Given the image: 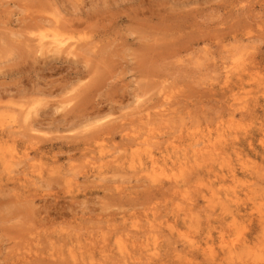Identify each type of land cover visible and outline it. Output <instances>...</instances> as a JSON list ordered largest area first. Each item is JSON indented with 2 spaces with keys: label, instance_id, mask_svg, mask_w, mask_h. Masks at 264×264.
<instances>
[{
  "label": "rangeland",
  "instance_id": "1",
  "mask_svg": "<svg viewBox=\"0 0 264 264\" xmlns=\"http://www.w3.org/2000/svg\"><path fill=\"white\" fill-rule=\"evenodd\" d=\"M79 1L0 0V264H264V0Z\"/></svg>",
  "mask_w": 264,
  "mask_h": 264
},
{
  "label": "bare ground",
  "instance_id": "2",
  "mask_svg": "<svg viewBox=\"0 0 264 264\" xmlns=\"http://www.w3.org/2000/svg\"><path fill=\"white\" fill-rule=\"evenodd\" d=\"M62 1H64V0H62ZM74 1H75V0H74ZM81 1H82V0H80L79 2H81ZM47 2H48V1H47ZM58 2H59V1H58ZM69 2H70V1H69ZM69 2H68V3H69ZM41 3H42V2H41ZM59 3H60V2H59ZM59 3H58V5H59ZM62 3L64 4V2H62ZM62 3H60V4L62 5L61 7H63V4H62ZM68 3H67V4H68ZM72 3H73V2H72ZM72 3H71L70 5H72ZM82 3H83V2H82ZM99 3H100V2H99ZM42 4H43V3H42ZM76 4H77V3H76ZM76 4H75V5H76ZM78 4H80V3H78ZM46 5H47V4H46ZM73 5H74V4H73ZM80 5H81V4H80ZM89 5H90V4H89ZM89 5H88V6H89ZM90 6H91V5H90ZM38 7H39V6H38ZM38 7H37V8H38ZM67 7H68V6H67ZM70 7H71V6H70ZM73 7H74V6H73ZM73 7H71V10H72ZM94 7H95V6H94ZM45 8H46V6H45ZM47 8H48V6H47ZM64 8L66 9V7H64ZM68 8H69V7H68ZM38 9H39V8H38ZM75 9H76V8H75ZM82 9H83V8H82ZM96 9H97V8H96ZM41 10H43V9L41 8ZM51 10H53V9H51ZM71 10H70V11H71ZM91 10H92V8H91ZM97 10H98V9H97ZM39 11H40V10H39ZM39 11H38V12H39ZM76 11H78V10H76ZM76 11H75V13H76ZM92 11H93V10H92ZM47 12H48V11H47ZM52 12H54V11H52ZM60 12H61V11H60ZM67 12H68V10H67ZM80 12H81V11H80ZM41 13H42V12H41ZM55 13H56V12H55ZM68 13H69V12H68ZM88 13H89V12H88ZM88 13H87V14H88ZM139 13H140V12H139ZM141 13H142V12H141ZM35 14H36V13H35ZM43 14H45L44 10H43ZM59 14H60V13H59ZM65 14H66V13H65ZM71 14H72V13H71ZM91 14H92V13H91ZM53 15H54V14H53ZM57 15H58V14H57ZM75 15H76V14H75ZM75 15H74V16H75ZM66 16H67V15H66ZM74 16H73V18H74ZM81 16H82V15H81ZM87 16H89V15H87ZM93 16H94V15H93ZM50 17H51V16H50ZM58 17H59V16H58ZM71 17H72V16H71ZM71 17H70V18H71ZM83 17H84V16H83ZM70 18H69V19H70ZM81 18H82V17H81ZM87 18H89V17H87ZM117 18H119V17H117ZM117 18H115V19H117ZM28 19H30V18L28 17ZM38 19H39V20H38L39 23H41V19L43 20L44 18L39 17ZM46 19H47V18H46ZM50 19H51V18H50ZM52 19H53V18H52ZM55 19H56V18H55ZM55 19H53V20H55ZM56 20H57V19H56ZM66 20H67V19H66ZM86 20H87V19H86ZM90 20H91V19H90ZM90 20H89V21H90ZM93 20H94V19H93ZM120 20H121V18H120ZM31 21H32V20H31ZM43 21H46V20L44 19ZM57 21H59V20H57ZM57 21H55V22H57ZM67 21H68V20H67ZM72 21H73V20H72ZM83 21H84V18H83ZM50 22H51V21H50ZM84 22H85V21H84ZM104 22H105V21H104ZM20 23H21V22H20ZM28 23L30 24V22H28ZM71 23H72V22H71ZM76 23H77V22H76ZM82 23H83V22H82ZM32 24H33V23H32ZM41 24H42V23H41ZM43 24H44V23H43ZM53 24H54V23H53ZM57 24H58V23H57ZM57 24H56V25H57ZM64 24H65V23H64ZM66 24H67V23H66ZM88 24H89V23H88ZM34 25H36V24H33V26H34ZM44 26H45V25H43V27H44ZM47 26H48V25H47ZM51 26H52V25H51ZM51 26H50V27H51ZM61 26H62V27H61ZM61 26H60V28L62 29V28H63V25H61ZM103 26H104V24H103ZM31 27H32V26H31ZM31 27H30V29H31ZM41 27H42V25H41ZM54 27H55V25L53 26V29H54ZM65 27H66V26H65ZM65 27H64V28H65ZM67 27H70L69 30H67V31L70 33V35L76 32V31H74V29L76 30L77 28H75L74 26H70V25H69V26H67ZM21 28H22V27H21ZM34 28H35V27H34ZM56 28H57V27H56ZM60 28H59V29H60ZM30 29H29V30H30ZM37 29H38V28H37ZM43 29H44V28H43ZM43 29H42V30H43ZM48 29H49V27H48ZM53 29H50V30H53ZM57 29H58V28H57ZM59 29L56 30V31H54V34H53L51 40L48 41V42H49L48 44H51L52 47L54 46V48H55L56 50H57V48H58V49L60 50V52H61L62 54H64V55H65V53H66V54H71V50H70V52H67V50L69 49V47H73V46H72V45H68L67 48L64 49L63 46L65 45V42H67V41H65V40H60V39L57 38V37H61V34H60V30H59ZM29 30H28V31H29ZM31 30H32V29H31ZM34 30H36V29H34ZM34 30H32V31H34ZM40 30H41V28L38 29V32H39ZM25 31H26V29H25ZM36 31H37V30H36ZM47 31H48V30H47ZM67 31H66V33H68ZM85 31H86V30H85ZM160 31H161V30H160ZM163 31H164V30H163ZM61 32H62V31H61ZM80 32H81V31H80ZM161 32H162V31H161ZM170 32H172V31H170ZM25 33H26V32H25ZM36 33H37V32H35V34H36ZM40 33H42V32H40ZM164 33H167V32L165 31ZM11 34H12V32H11ZM62 34H63V33H62ZM64 34H65V33H64ZM156 34L158 35V32H156ZM159 34H160V33H159ZM20 35H21V34H20ZM38 35H39V34H38ZM44 35L46 36V34H44ZM68 35H69V34H68ZM75 35H76V34H75ZM100 35H101V34H100ZM39 36H40V35H39ZM45 36H42V37H45ZM71 36H72V35H71ZM153 36H154V34H153ZM155 36H156V35H155ZM35 37H36V36H35ZM47 37H48V36H47ZM63 37H64V36H63ZM63 37H62V38H63ZM65 37H66V36H65ZM99 37H100V36H99ZM20 38H21V36H20ZM45 38H46V37H45ZM62 38H61V39H62ZM159 38H160V37H159ZM39 39H40V37H39ZM42 39H44V38H42ZM36 40H37V39H36ZM155 40H157V39H155ZM164 40H165V39H164ZM25 41H26V40H25ZM41 41H42V40H41ZM45 41H47V40H45ZM38 42H39V41H38ZM73 42H74V41H73ZM25 43H26V42H25ZM33 43H34V41H33ZM43 43H44V42H43ZM46 43H47V42H46ZM94 43H95V42H94ZM156 43L158 44V42H156ZM20 44H21V43H20ZM39 44H40V43H39ZM68 44H69V43H68ZM75 44H76V43H75ZM86 44H88V43H86ZM89 44H90V43H89ZM24 45H25V44H24ZM24 45H23V47H24ZM34 45H35V43H34ZM37 45H38V43H37ZM45 45H46V44H45ZM18 46H19V45H18ZM38 46H39V45H38ZM40 46H41V47L44 46V45H42V42H41V45H40ZM65 46H66V45H65ZM85 46H86V45H85ZM96 46H97V45H96ZM108 46H109V44H108ZM28 47H29V45H28ZM30 47H31V45H30ZM77 47H78V46H77ZM79 47H80V46H79ZM159 47H160V46H159ZM163 47H164V46H163ZM34 48H35V47H34ZM34 48H33V49H34ZM37 48H38V47H37ZM73 48H74V47H73ZM82 48H84V47H82ZM86 48H88V46H87ZM92 48H93V47H92ZM18 49H19V48H18ZM26 49H27V47H26ZM28 49H29V48H28ZM48 49H49V48H48ZM48 49H47V50H48ZM78 49H79V48H78ZM89 49H91V47H90ZM102 49H103V48H102ZM36 50H38V49H36ZM47 50H46V51H47ZM49 50L51 51V49H49ZM49 50L47 51L48 53H49ZM76 50H77V49H76ZM81 50H82V49H81ZM93 50H94V49H93ZM95 50H96V49H95ZM106 50H107V49H106ZM144 50H145V48H144ZM20 51H21V50H20ZM73 51H74V50H73ZM88 51H91V50H88ZM97 51H98V50H97ZM29 52H30V51H29ZM29 52H27V53H29ZM35 52H37V51H35ZM40 52H41V51H40ZM42 52H43V50H42ZM52 52H54V51H52ZM77 52H78V50H77ZM93 52H95V51H93ZM103 52H104V51H103ZM55 53H56V52H55ZM107 53H108V52H107ZM20 54H21V53H20ZM41 54H42V53H41ZM83 54H84V52H83ZM100 54H101V51H100ZM147 54H148V53H147ZM21 55H22V54H21ZM42 55H43V54H42ZM97 55H98V54H97ZM102 55H104V54H102ZM105 55H106V54H105ZM108 55H109V53H108ZM29 56H30V55H29ZM54 56H55V55H54ZM68 56H69V55H68ZM83 56H84V55H83ZM100 56H101V55H100ZM21 57H22V56H21ZM44 57H46V55H45ZM49 57L51 58V55H50ZM60 57H61V56H60ZM64 57H65V56H64ZM76 57H78V56H76ZM86 57H88V56H86ZM102 57H103V56H102ZM17 58H18V57H17ZM38 58H39V57H38ZM42 58H43V57H42ZM68 58H69V57H68ZM93 58H94V57H93ZM103 58H104V57H103ZM20 59H21V58H20ZM47 59L49 60V58H46V60H47ZM62 59H63V58H62ZM64 59H65V58H64ZM66 59H67V57H66ZM87 59H88V58H87ZM87 59H86V60H87ZM89 59H90V58H89ZM154 59H155V58H154ZM51 60L53 61L52 58H51ZM51 60H50V61H51ZM67 60H68V59H67ZM67 60H66V61H67ZM86 60H85V61H86ZM159 61H161V60H159ZM240 61H241V60H240ZM53 62H54V61H53ZM57 62H59V60H58ZM63 62H65V61H62L61 63H63ZM68 62H69V61H68ZM87 63H88V62H87ZM54 65H55V63H54ZM54 65H53V66H54ZM143 65H145V64H143ZM45 66H46V65H45ZM95 66H96V65H95ZM49 67H50V66H49ZM52 69H53V68H52ZM90 69H91V68H90ZM96 69H97V68H96ZM224 69H225V68H224ZM247 69H248V68H247ZM245 70H246V68H245ZM246 73H247V72H246ZM250 73H251V72H250ZM253 76H254V75H253ZM228 87H229V86H228ZM229 89H230V88H229ZM230 91H231V90H230ZM248 94H249V93H248ZM87 97H88V96H87ZM256 104H257V103H256ZM248 105H249V104H248ZM253 105H254V104H253ZM251 106H252V105H251ZM251 106H250V107H251ZM255 106H256V105H255ZM143 107H144V106H143ZM142 109H143V108H142ZM246 109H248V108H246ZM249 109H251V108H249ZM249 109H248V110H249ZM252 109H253V108H252ZM252 111H253V110H252ZM26 112H27V111H26ZM254 112H255V111H254ZM23 113H24V112H23ZM149 114H150V113H149ZM247 114H248V113H247ZM249 114H250V111H249ZM28 115H29V114H28ZM99 115H100V114H98V116H99ZM7 116H8V115H7ZM13 116H14V115H13ZM13 116H12V117H13ZM26 116H27V114H26ZM100 116H101V115H100ZM145 116H146V115H145ZM148 117H149V116H148ZM14 118H17V117L15 116ZM141 118H142V117H141ZM149 118H151V116H150ZM162 118H164V117L162 116ZM28 120H29V118H28ZM11 121H12V120H11ZM147 121H149V119H148ZM14 122H15V121H14ZM22 122H23V121H22ZM24 122H25V120H24ZM26 122H27V121H26ZM3 124H4V123H3ZM14 124H15V123H14ZM23 124H24V123H23ZM15 125H16V124H15ZM147 125H148V123H147ZM11 126H12V125H11ZM17 126H19V125H17ZM32 126H33V124H32ZM95 126H96V125H95ZM23 127H24V126H23ZM10 128H12V127H10ZM19 128L21 129V126L17 127V130H18ZM32 129L34 130V128H32ZM111 130H112V129H111ZM148 130H149V129H148ZM8 131H9V130H8ZM11 131H12V130H11ZM31 131H32V130H31ZM95 131H96V130H95ZM14 132H15V131H14ZM148 132H149V131H148ZM95 133H97V132H95ZM18 134H19V132H18ZM96 135H97V134H96ZM98 136H99V135H98ZM226 136H227V135H226ZM8 137H9V136H8ZM102 137H103V136H102ZM141 137H142V136H141ZM227 137H228V136H227ZM227 137H226V138H227ZM230 137H231V136H230ZM132 138H133V137H132ZM208 138H209V137H208ZM31 139H32V137H31ZM31 139H30V141H31ZM95 139H96V138H95ZM133 139H134V138H133ZM146 139H148V138H146ZM93 140H94V139H93ZM95 141H96V140H95ZM133 141H134V140H133ZM139 141H142V139L139 140ZM193 141H194V140H193ZM206 141H207V139H206ZM211 141H212V140H211ZM211 141H210V142H211ZM85 142H86V141H85ZM137 142H138V141H137ZM143 142H144V141H143ZM146 142H148V141H146ZM16 143H17V142H16ZM90 143H91V142H90ZM133 143L135 144L136 141L133 142ZM144 143H145V142H144ZM194 143H196V142H194ZM194 143H193V144H194ZM203 143H204V141H203ZM203 143H202V144H203ZM211 143H212V142H211ZM216 143H217V142H216ZM86 144H87V142H86ZM131 144H132V143H131ZM137 144H138V143H137ZM146 144H147V143H146ZM148 144H149V142H148ZM148 144H147V145H148ZM170 144H171V143H170ZM170 144H169V145H170ZM138 145H139V144H138ZM144 145H145V144H144ZM149 145H151V144H149ZM169 145H168V146H169ZM32 146H34V145H32ZM136 146H137V145H136ZM174 146H176V145H174ZM199 146H200V145H199ZM214 146H215V145H214ZM35 147H36V146H35ZM138 147H139V146H138ZM141 147H142V146H141ZM141 147H140V148H141ZM166 147H167V146H166ZM171 147H172V146H171ZM171 147H169V148H171ZM189 147H190V145H189ZM201 147H202V146H201ZM219 147H221V146H218L217 148H219ZM32 148H33V147H32ZM37 148H38V147H37ZM132 148H133V147H132ZM134 148H135V147H134ZM167 148H168V147H167ZM172 148H173V147H172ZM187 148H188V147H187ZM192 148H193V147H192ZM195 148H196V146H195ZM217 148H216V149H217ZM229 148H230V147H229ZM40 149H41V148H40ZM149 149H150V147H149ZM188 149H191V148H188ZM198 149H199V148H198ZM205 149H206V148H205ZM205 149H204V150H205ZM235 149H236V148H235ZM141 150H142V149H141ZM175 150H176V149H175ZM175 150H173V151L175 152ZM191 150H192V149H191ZM196 150H197V149H196ZM201 150H203V149H201ZM221 150H222V147H221ZM224 150H225V149H224ZM238 150H239V149H238ZM37 151H38V150H37ZM40 151H41V150H40ZM184 151H186V150H184ZM199 151H200V150H199ZM216 151H217V150H216ZM222 151H223V150H222ZM16 152H17V151H16ZM180 152H181V150H180ZM235 152H236V151H235ZM19 153H20V152H19ZM129 153H130V152H129ZM170 153H171V152H170ZM175 153H176V152H175ZM186 153H187V152H186ZM194 153H195V151H194ZM197 153H198V151H197ZM223 153H225V152H223ZM223 153H222V154H223ZM4 154H6V153H4ZM180 154H182V153H180ZM206 154H208V152H207ZM239 154H240V153H239ZM16 155H17V154H16ZM128 155H129V154H128ZM177 155H178V154H177ZM185 155H186V154H185ZM188 155H189V154H188ZM202 155H203V154H202ZM260 155H261V154H260ZM2 156H3V155H2ZM167 156H168V155H167ZM173 156H174V155H173ZM175 156H176V155H175ZM175 156H174V157H175ZM181 156H182V155H181ZM209 156H211V155H208V157H209ZM220 156H221V154H220ZM238 156H239V155H238ZM261 156H263V155H261ZM9 157H10V156H9ZM102 157H103V156H102ZM177 157H178V156H177ZM182 157H183V156H182ZM214 157H215V156H214ZM216 157H217V156H216ZM216 157H215V158H216ZM3 158H4V157H3ZM12 158H13V157H12ZM153 158H154V157H153ZM162 158H163V157H162ZM187 158H189V157H187ZM190 158H191V157H190ZM194 158H196V157H194ZM204 158H205V157H204ZM215 158H214V160H215ZM262 158H264V157H262ZM17 159H18V158H17ZM146 159L148 160V158H146ZM191 159H192V158H191ZM226 159H227V158H226ZM4 160H5V159H4ZM19 160H20V158H19ZM128 160H129V159H128ZM130 160H131V159H130ZM137 160H138V159H137ZM147 160H146V161H147ZM150 160H151V159H150ZM173 160H174V159H173ZM181 160H182V159H181ZM205 160H206V159H205ZM15 161H16V160H15ZM21 161H22V160H21ZM21 161H20V162H21ZM210 161H211V160H210ZM221 161H222V160H221ZM3 162H4V161H3ZM11 162H12V161H11ZM17 162H18V161H17ZM128 162H129V161H128ZM150 162H151V161H150ZM178 162H179V161H178ZM192 162H193V159H192ZM197 162H198V161H197ZM130 163H131V161H130ZM249 163H250V162H249ZM6 164H7V163H6ZM127 164H128V163H127ZM189 164H191V163L189 162ZM199 164H200V163H199ZM246 164H247V163H246ZM2 165H3V167L6 168V166H7L8 164H7L6 166H4V164L2 163ZM14 165H15V162H14ZM19 165H20V164H19ZM130 165H131V164H130ZM130 165H129V166H130ZM138 165H139V164H138ZM154 165H155V164H154ZM176 165H177V164H176ZM183 165H184V164H183ZM196 165H197V164H196ZM15 166H16V165H15ZM15 166H14V167H15ZM191 166H192V165H191ZM151 167H152V166H151ZM173 167H175V166H173ZM187 167H188V166H187ZM194 167H195V163H194ZM196 167H197V166H196ZM198 167H199V166H198ZM210 167H211V165H210ZM256 167H257V166H256ZM1 168H2V167H1ZM148 168H149V167H148ZM154 168H155V167H154ZM161 168H162V167H161ZM164 168H165V167H164ZM177 168H178V167H177ZM185 168H186V167H185ZM149 169H151V168H149ZM202 169H203V168H202ZM256 169H257V168H256ZM0 170H2V169H0ZM152 170H153V169H151V171H152ZM155 170H156V169H155ZM3 171H4V170H3ZM10 171H11V169H10ZM12 171H13V170H12ZM158 171H160V168H159ZM158 171H157V172H158ZM249 171H250V170H249ZM255 171H256V170H255ZM13 172H14V171H13ZM139 172H140V171H139ZM141 172H142V170H141ZM169 172H170V171H169ZM184 172H185V171H184ZM10 173H12V172H10ZM14 173H16V172H14ZM166 173H167V171H166ZM251 173H252V172H251ZM257 173H258V171H257ZM260 173H261V170H260ZM171 174H172V173H171ZM176 174H177V172H176ZM211 174H212V173H211ZM252 174H253V173H252ZM183 175H184V174H183ZM253 175H255V174H253ZM259 175H260V174H259ZM263 175H264V174H263ZM166 176H167V175H166ZM170 176H171V175H170ZM178 177H179V176H178ZM180 177H181V176H180ZM256 177H257V176H255V179H256ZM168 178H169V177H168ZM172 178H173V176H172ZM176 178H177V177H176ZM184 178H185V177H184ZM147 179H148V178H147ZM173 179H175V178H173ZM251 179H252V178H251ZM258 179H259V178H258ZM261 179H262V178H261ZM158 180H159V179H158ZM249 180H250V179H249ZM184 181H185V180H184ZM157 182H158V181H157ZM174 182H175V181H174ZM153 183H154V181H153ZM186 183H187V182H186ZM207 183H208V182H207ZM1 184H2V183H1ZM251 184H252V183H251ZM251 184H250V185H251ZM186 185H187V184H186ZM13 186H14V185H13ZM16 186H18V185H16ZM183 186H184V185H183ZM248 186H249V185H248ZM32 187H33V186H32ZM184 187H185V186H184ZM202 187H203V186H202ZM255 187H256V186H255ZM185 188H186V187H185ZM30 189H31V188H30ZM183 189H184V188H183ZM12 190H13V189H12ZM15 191H16V188H15ZM22 191H24V189H23ZM33 191H35V190H33ZM33 191H32V192H33ZM12 192H13V191H12ZM25 192H26V191H25ZM201 192H203V191H201ZM222 192H223V191H222ZM250 192H251V191H250ZM254 192H255V191H254ZM26 193H27V192H26ZM36 193H37V192H36ZM218 193H219V192H218ZM246 193H247V192H246ZM261 193H262V192H261ZM32 194H34V192H33ZM206 194H208V193H206ZM14 195H15V197H16V194H15V193H14ZM23 195H24V194H23ZM23 195H22V198H23ZM25 195H28V194H25ZM34 195H35V194H34ZM3 196H4V195H3ZM12 196H13V195H12ZM20 196H21V194H20ZM0 197H2V196H0ZM29 197H30V196H29ZM35 197H37V196H35ZM222 197H223V196H222ZM228 197H229V196H228ZM219 198H220V197H219ZM219 198H218V199H219ZM232 198H233V197H232ZM19 199H20V198H19ZM28 199H29V198H28ZM30 199H31V198H30ZM202 199H205V198H202ZM262 199H263V198L261 197V202H262ZM23 200H27V199L24 198ZM204 201L206 202L207 199L204 200ZM250 201H251V200H250ZM22 202H23V201H22ZM207 203H208V201H207ZM216 203H217V202H216ZM216 203H215V205H216ZM21 204H22V203H21ZM33 204H34V203H33ZM13 205H14V204H13ZM208 205H209V204H208ZM219 205H220V204H219ZM219 205H218V206H219ZM226 205H227V204H226ZM210 206H211V208H212V205H210ZM221 206H222V204L220 205V207H221ZM258 206H259V204H258ZM262 206H263V205H262ZM262 206H261V207H262ZM220 207H219V208H220ZM223 207L225 208L226 206L224 205ZM259 207H260V206H259ZM259 207H258V208H259ZM24 208H25V207H24ZM26 208H27V207H26ZM29 208H30V207H29ZM224 208H223V209H224ZM258 208H257V209H258ZM213 209H214V208H213ZM226 209H227V208L224 209L225 212H226ZM21 211H22V210H21ZM227 211H228V210H227ZM24 212H25V211H24ZM24 212H23V213H24ZM256 212H257V211H256ZM262 212H263V211H262ZM33 213H34V212H33ZM215 213H217V211H216ZM222 213H223V212H222ZM226 213H227V212H226ZM260 214H261V213H260ZM84 215H85V213H84ZM258 215H259V214H258ZM29 216H30V215H29ZM219 216H220V214L218 215V217H219ZM233 216H234V215H233ZM82 217H83V216H82ZM230 217H231V216H230ZM80 218H81V217H80ZM188 220L190 221V219H188ZM228 220H229V219H228ZM228 220H227V221H228ZM257 220H258V219H257ZM189 221H187V222H189ZM222 221H223V219H222ZM241 221H242V220H241ZM187 222H186V223H187ZM231 222H232V221H231ZM215 223H216V222H215ZM226 223H227V222H226ZM226 225H227V224H226ZM240 225H244V224H240ZM189 226H190V225H189ZM247 226H248V225H247ZM247 226H246V227H247ZM252 226H254V225L252 224ZM252 226H251V227H252ZM255 226H256V225H255ZM255 226H254V227H255ZM225 227H226V226H225ZM239 227H240V226H239ZM241 227H242V226H241ZM254 227H253V228H254ZM230 228H233V227L231 226ZM242 228H244V226H243ZM254 229H255V228H254ZM187 230H188V229H187ZM216 230H217V229H216ZM222 230H223V229H222ZM251 230H253V229H251ZM255 230H256V229H255ZM223 231H225V230H223ZM229 231H230V229H229ZM171 232H172V229H171ZM173 232H174V231H173ZM251 232H252V231H251ZM152 233H153V232H152ZM174 233H175V232H174ZM174 233H173V234H174ZM224 233H225V232H224ZM254 233H255V232H254ZM251 234H252V233H251ZM175 235H176V234H175ZM180 235H181V234H180ZM180 235H179V236H180ZM182 235H183V234H182ZM182 235H181V236H182ZM189 235H190V234H189ZM213 235H214V234H213ZM149 236H150V233H149ZM152 236H153V235H152ZM156 236H157V235H156ZM176 236H178V235H176ZM183 236H184V235H183ZM186 236H187V235H186ZM248 236H249V235H248ZM191 237H192V236H191ZM184 238H185V236H184ZM236 238H237V237H236ZM249 238H250V237H249ZM149 239H151V238H149ZM152 239H153V237H152ZM156 239H157V238H156ZM185 239H186V238H185ZM189 239H190V236H189ZM195 239H196V238H195ZM237 239H238V238H237ZM254 239H255V238H254ZM146 240H147V239H146ZM183 240H184V239H183ZM191 240L193 241V239H191ZM232 240H233V239H232ZM147 241H148V240H147ZM153 241H154V240H153ZM153 241H151L152 244L154 243ZM184 241H185V240H184ZM192 241H191V243H192ZM235 241H236V240H235ZM249 241H250V239H249ZM144 242H146V241L144 240ZM189 242H190V241H189ZM230 242H231V241H230ZM254 242H255V241H253V243H254ZM36 243H37V242H36ZM187 243H188V242H187ZM225 243H226V242H225ZM234 243H235V242H234ZM253 243H252V244H253ZM37 244H39V243H37ZM118 244H119V243H118ZM144 244H145V243H144ZM152 244H151V245H152ZM218 244H219V243H218ZM228 244H229V243H228ZM243 244H245V243H243ZM250 244H251V243H250ZM148 245H149V244H148ZM153 245H154V244H153ZM220 245H221V244H220ZM224 245H225V244H224ZM230 245H231V244H230ZM246 245H247V244H246ZM259 245H261V244H259ZM142 246H144V245L142 244ZM146 246H147V245H146ZM201 246H202V245H201ZM214 246H216V245L214 244ZM217 246H218V245H217ZM222 246H223V245H222ZM256 246L258 247L257 239H256ZM115 247H116V246H115ZM151 247H152V246H151ZM223 247L226 248L225 246H223ZM240 247H241V246H240ZM245 247H247V246H245ZM261 247H264V246H261ZM94 248H95V247H94ZM122 248H123V247H122ZM143 248L145 249V247H143ZM190 248H191V247H190ZM213 248H214V247H213ZM213 248H212V249H213ZM236 248H237V247H236ZM236 248H235V249H236ZM258 248H259V247H258ZM151 249H152V248H151ZM205 249H206V248H205ZM229 249H230V248H229ZM232 249H233V248H232ZM248 249H249V248H248ZM252 249H253V248H252ZM254 249H255V248H254ZM254 249H253V250H254ZM88 250H89V249H87L86 251H88ZM37 251H38V250H37ZM83 251H84V250H83ZM90 251H91V250H90ZM128 251H129V250H128ZM228 251H230V250H228ZM247 251H248V250H247ZM258 251H259V250H258ZM260 251H261V250H260ZM33 252H34V251H33ZM35 252H36V251H35ZM40 252H41V251H40ZM105 252H106V251H105ZM129 252H130V251H129ZM245 252H246V250H245ZM91 253H92V252H91ZM146 253H147V252H146ZM150 253H151V252H150ZM150 253H149L148 255H150ZM33 254H34V253H33ZM199 254H200V253H199ZM201 254H202V253H201ZM243 254H244V253H243ZM246 254H247V252H246ZM35 255H36V254H35ZM126 255H127V254H126ZM157 255H158V254H156L155 257H157ZM233 255H234V254H233ZM237 255H238V254H237ZM244 255H245V254H244ZM257 255H258V254H257ZM260 255H261V253H260ZM36 256H37V255H36ZM41 256H42V252H41ZM213 256H214V255H213ZM262 256H263V254H262ZM262 256H261V257H262ZM43 257H44V256H43ZM54 257H55V255H54ZM128 257H129V256H128ZM191 257H192V256H191ZM211 257H212V256H211ZM235 257H236V256H235ZM39 258H40V257H39ZM123 258H124V257H123ZM125 258H126V257H125ZM250 258H251V257H250ZM191 259H192V258H191ZM251 259H252V258H251ZM257 259H258V258H257ZM259 259H260V258H259ZM63 260H64V258H63ZM63 260H62V261H63ZM125 260H126V259H125ZM125 260H124L123 262H125ZM209 260H210V259H209ZM209 260H208V261H209ZM243 260H244V259H243ZM247 260H248V259H247ZM57 261H58V259H57ZM68 261H70V260H68ZM77 261H78V260H77ZM213 261H214V260H213ZM239 261H240V260H239ZM241 261H242V260H241ZM241 261H240V262H241ZM254 261H255V260H254ZM261 261H262V260H261ZM263 261H264V260H263ZM78 262H79V261H78ZM81 262H82V261H81ZM81 262H80V263H81ZM127 262H128V261H127ZM240 262H239V264H240ZM75 263H76V262H75ZM233 263H234V262H233ZM235 263H236V262H235ZM251 263H252V262H251ZM254 263H255V262H254ZM262 263H263V262H262ZM77 264H78V263H77ZM83 264H84V263H83ZM236 264H237V263H236ZM243 264H244V263H243Z\"/></svg>",
  "mask_w": 264,
  "mask_h": 264
}]
</instances>
